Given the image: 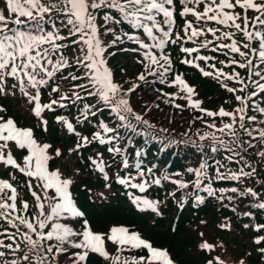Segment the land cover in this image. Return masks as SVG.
Returning a JSON list of instances; mask_svg holds the SVG:
<instances>
[{
	"label": "snow or ice",
	"instance_id": "obj_1",
	"mask_svg": "<svg viewBox=\"0 0 264 264\" xmlns=\"http://www.w3.org/2000/svg\"><path fill=\"white\" fill-rule=\"evenodd\" d=\"M0 4V96L22 94L43 132L49 124L45 112L75 107L74 119L56 115L55 120L77 138L69 153L93 143L106 146L111 162L100 151L87 158L106 188L114 180L125 189L146 193L167 182L173 185L167 195L181 208L189 199L203 204L206 196L201 193H205L225 207L246 199L249 209L264 211V179L259 171L264 166V0H0ZM178 19L183 21L179 30ZM109 35L110 41L105 39ZM125 41L136 45L131 51L141 71L135 81L148 83L152 78V83L175 88L176 92L155 89L157 99L175 109L198 112L189 131L197 122L207 129L193 133L199 143L190 140L203 154L198 166L185 169L191 180L155 164L144 166L146 145L157 142L164 151L178 141L168 128H158L146 118L150 107L137 110L131 102L141 84L116 79L109 64L115 53L109 49ZM170 46L183 54L181 64L230 94L234 102L230 108L202 106L195 86L175 71ZM68 49L71 57L66 55ZM63 81L69 85L66 90L60 87ZM6 111L0 105V166L5 172L0 176V264H62L60 258L66 254L72 264H87L90 254L109 264H175L167 249L153 246L125 226L94 231L73 197V177L50 167L51 161L63 157L62 149L39 141L32 127L6 118ZM113 164L125 174L117 171L110 176ZM17 174L26 178L22 187L32 203L21 196ZM216 181H233L236 186L217 188ZM127 195L141 211L161 215L159 201L134 192ZM241 215L255 218L251 210ZM218 227L230 231L231 223L225 219ZM243 227L255 233V250L264 258V223ZM106 241L117 246V254L107 251ZM198 247L208 254L205 264H226L220 255H211L223 249V243L202 240ZM133 250L136 255H122ZM250 256L247 253L234 264H246Z\"/></svg>",
	"mask_w": 264,
	"mask_h": 264
},
{
	"label": "trees",
	"instance_id": "obj_2",
	"mask_svg": "<svg viewBox=\"0 0 264 264\" xmlns=\"http://www.w3.org/2000/svg\"><path fill=\"white\" fill-rule=\"evenodd\" d=\"M105 39L110 41L113 37L109 35ZM174 52L177 59L179 51L175 48ZM66 55L71 57L72 50L68 49ZM223 57L221 55L219 59ZM177 64L184 71L187 81L195 86L199 93L196 98L203 101L202 106L204 108L214 110L221 105L230 108L234 103L230 94L221 89L213 80L202 77L199 72L178 62ZM217 65L220 66L218 61ZM112 66L117 80L121 82H138L135 81V76L141 71L140 65L125 64L121 66L115 63ZM121 69H123V72ZM151 81L152 78H149L148 83L138 82L141 86L132 94L131 102L137 110L142 111L144 105L150 107L151 112L146 118L155 123L158 128H168L170 130L169 135L174 137L178 143L164 151L160 150L162 145L157 142L146 145L147 155L143 157L144 166L150 167L155 164L158 169H167L172 173H184L183 178L191 180L193 177L187 174L185 169L198 166V161L203 154L190 143V140H197V137L193 135L197 128L202 131L207 129L200 122H197L189 131V124L193 115H199V113L189 108L175 109L169 104L163 103L162 100H158L159 93L155 89L161 88L167 92H176V89ZM124 86L128 87V84L126 83ZM225 100H229L230 103L225 104ZM177 103L185 104L186 102L178 100ZM157 104H159V109L156 108ZM92 119L95 120L96 118ZM205 119L209 118L205 117ZM86 127L91 129L90 125ZM78 130L83 131V134L88 132V130L80 129L79 126ZM185 132L188 134L184 135ZM49 134L53 142L64 144V155L60 158V165L65 162L70 163L68 165L71 168L69 172L74 180H79L86 185L85 189H81L80 184L76 183L73 188L78 192L85 212L98 229H105L110 223L123 222L130 226L132 230L141 231L156 245L167 246L176 264H205L208 254L198 247L202 240L217 245L223 243L224 248L218 249L211 255H220L226 261V264H234L235 261L246 258L247 253H251V256L246 259V264H264V258H261L255 250L256 246L253 243L255 233L251 229L243 227L245 223H264V211L249 209L246 199L237 200L233 202V205L225 207L214 197H207L205 193H201V195L206 196L203 204L197 205L194 200L189 199L181 208L176 200L167 195L169 191L173 190V185L164 182L162 187L153 186L142 195L160 202L161 215H156L151 211H141L118 185L111 184L110 188H106L103 179L94 173L90 174L86 162L82 163L83 159L88 161L87 158L91 154L94 155L96 151L103 152L105 159H107L110 154L106 151V146L93 143L87 148L81 149L82 156H78L77 153H69L68 151L76 143L77 138L68 134L60 124L50 123ZM185 141L189 142L184 143ZM197 142L199 143L198 140ZM251 154L252 150H250L249 155ZM116 168L117 165L113 164L108 170L111 171ZM76 169H79L78 173ZM259 171L261 179H264V166H260ZM213 186L229 188L236 186V182L216 181ZM256 188L259 189L260 185L256 184ZM228 195H231V193H228ZM179 197L180 193L177 192V199ZM228 203L227 200L224 201V204ZM232 206L236 207L235 212L232 211ZM245 210L253 211L255 218L241 215ZM225 219L231 223L230 231L218 227ZM201 232L204 233L203 237L199 235ZM136 254L137 251L123 256L131 257ZM60 259L62 264H72L68 254L62 255ZM87 264H109V262L97 254H90Z\"/></svg>",
	"mask_w": 264,
	"mask_h": 264
},
{
	"label": "rangeland",
	"instance_id": "obj_3",
	"mask_svg": "<svg viewBox=\"0 0 264 264\" xmlns=\"http://www.w3.org/2000/svg\"><path fill=\"white\" fill-rule=\"evenodd\" d=\"M0 7H3V5L2 4H0ZM118 59V58H117ZM14 98L16 99V101L17 102H19V103H24L25 101H26V98H24L23 96H22V94H17L16 96H14ZM66 176H69V174H68V172L67 171H65V173H64ZM107 245H108V247L110 248L109 249V251L110 252H112L113 250H112V248H113V243H107Z\"/></svg>",
	"mask_w": 264,
	"mask_h": 264
}]
</instances>
